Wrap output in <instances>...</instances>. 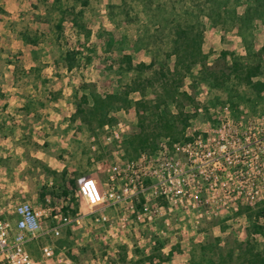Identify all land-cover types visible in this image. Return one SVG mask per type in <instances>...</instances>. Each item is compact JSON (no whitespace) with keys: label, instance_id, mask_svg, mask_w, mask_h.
<instances>
[{"label":"rangeland","instance_id":"obj_1","mask_svg":"<svg viewBox=\"0 0 264 264\" xmlns=\"http://www.w3.org/2000/svg\"><path fill=\"white\" fill-rule=\"evenodd\" d=\"M51 1L27 0L17 10L16 20L6 26L0 23V199L18 195V189L26 185L25 196L35 204L43 202L39 200L43 189L57 201L63 195L60 193L63 183L74 199L77 184L85 176L102 183L108 156L102 144L99 152L91 148L98 140L81 128L76 101L82 93L89 92L87 88L104 94L125 83L127 79L120 73L123 55H131L134 63L151 59L149 51L134 47L141 27L149 22L148 14L141 13L131 21L122 20L116 25L109 20L107 5L120 0H89L85 6L74 0H63L64 5L72 4L75 8L65 14L62 31L57 33L53 25L61 15L58 8L51 12V23L40 22L36 27L30 20L32 13L43 15ZM235 1L237 12H243L244 0ZM80 10L82 13L78 12ZM71 12L79 20L78 25L70 16ZM117 18L122 19V15L118 14ZM203 21V48L208 53V63H214L223 50L245 54L236 28L226 30L208 18ZM29 23L33 27L29 30L43 33L37 45L28 44L21 36ZM252 43L254 51L264 61V19L255 20ZM67 50L80 52L78 62L70 70L63 61ZM169 65L172 68L174 58ZM37 75L45 77L46 81L38 80ZM258 79L264 86V69ZM189 82L185 79L179 90L190 92ZM263 91L264 87L262 99L253 102L254 91L239 86V107L254 114L263 111ZM227 94L226 90L213 91L201 85L194 93L198 105L188 104L187 99L178 95L180 107L171 104L170 109L176 114L180 109L191 113L192 109L201 108L194 112L192 119L196 125H201L208 118L209 107L219 108L228 103L224 102ZM156 96L155 90L130 93L134 101L153 102ZM111 113L128 125L130 131H138L134 107L113 109ZM163 138L166 137L160 140ZM72 179L76 186L71 184ZM109 213L115 215L112 209ZM167 216L168 224L164 217H158L152 224L133 222L131 227H117L116 234L93 227L87 217L73 232L63 229L55 242L63 240L69 256L84 264H119L118 253L126 254L127 261L138 264L137 261L149 257L157 245H161L157 253L167 257L161 264H190L192 258L200 259L199 243H213L215 237H219L217 246L206 256L216 262L230 250L237 257L246 241L256 243L264 255V232L252 231L246 213L212 219L202 217L197 222L180 215ZM262 221L260 218L259 222ZM36 249L35 246L33 251ZM154 262L158 263L157 257ZM144 264L151 262L145 260Z\"/></svg>","mask_w":264,"mask_h":264},{"label":"built area","instance_id":"obj_2","mask_svg":"<svg viewBox=\"0 0 264 264\" xmlns=\"http://www.w3.org/2000/svg\"><path fill=\"white\" fill-rule=\"evenodd\" d=\"M208 114L201 125L191 117L179 139L163 138L155 151L131 158L124 156V141L133 131L116 119L91 147L99 152L102 144L108 156L102 183L85 176L74 199L45 195L40 204L23 195L21 184L18 195L0 199V264H84L55 239L87 217L93 227L116 234L117 227L158 217L168 224V214L197 222L263 203L264 110L254 114L240 106L235 113L225 103Z\"/></svg>","mask_w":264,"mask_h":264},{"label":"trees","instance_id":"obj_3","mask_svg":"<svg viewBox=\"0 0 264 264\" xmlns=\"http://www.w3.org/2000/svg\"><path fill=\"white\" fill-rule=\"evenodd\" d=\"M74 1L84 6L89 3V0ZM55 8H58L61 15L54 23L53 31L60 33L65 14L69 13L68 10L74 11V5L66 6L63 0H52L45 13L36 15L35 18L39 22L51 23V12ZM107 8L109 20L116 25L122 20L131 21L141 13L149 15V22L141 27L134 47L149 51L151 59L148 63H134L131 55H123L120 73L127 81L104 94L87 88L89 92L82 93L76 101V113L81 128L84 127L96 139L105 124L115 122L116 118L111 113L113 109L134 107L138 131L129 134L124 141L125 158L134 157L144 151H155L161 137L179 139L190 118L195 115L181 109L179 113H172L170 105L180 107L178 95L187 99L188 104L198 105L194 93L201 85L213 91H228L224 102H228L235 113L241 103L239 86L244 85L254 91L253 102L262 99L264 86L258 77L263 74L264 61L254 51L252 36L255 20L264 19V0H244V10L241 13L236 10L235 0H120L119 3L108 4ZM78 12L82 13L81 10ZM116 14H121L122 19H118ZM70 16L78 25L76 15ZM204 18L226 30L236 28L245 54L223 50L214 63H208V53L203 48ZM42 34L29 29L21 32L22 38L31 45L39 44ZM79 54L75 50L65 51L63 61L67 69L74 67ZM171 58H174L172 68L169 65ZM37 79L46 81L41 75H37ZM185 79L190 80V92L179 90ZM152 90L157 91L153 102L144 99L134 101L130 98L131 92L148 93ZM71 184L76 186L73 179ZM60 193L62 196L70 193L65 183L61 185ZM45 195L46 191L43 189L39 193V200L44 201ZM238 212L248 215L252 231L264 232V202L256 208L241 206ZM260 218L263 219L262 223L259 222ZM218 241L219 237H215L213 243H199L200 259L192 258L190 264H264L262 251L257 248L256 243L250 241L245 242L237 257L230 250L216 262L212 257L206 256V253L212 252ZM62 242L63 240L57 244L62 245ZM160 248L161 245L154 247L150 256L137 261L138 264H144L145 260L156 264L155 257L158 258L157 264L164 262L167 257L157 253ZM30 249L32 253L35 252L31 247ZM117 257L119 264H134L131 260L127 261L124 253H118Z\"/></svg>","mask_w":264,"mask_h":264},{"label":"crops","instance_id":"obj_4","mask_svg":"<svg viewBox=\"0 0 264 264\" xmlns=\"http://www.w3.org/2000/svg\"><path fill=\"white\" fill-rule=\"evenodd\" d=\"M27 0H0V23H3V26H6L9 22H13L12 20L15 19V15H17V10L19 8H22V5L26 3ZM36 13H32L31 15V23L33 26H40L41 23L36 20L35 15ZM22 18V17H21ZM30 24V23H29ZM25 25L26 29L33 28L31 24ZM31 26V27H30ZM1 39V38H0ZM150 61V58L144 59L142 62L148 63ZM26 186V185H25ZM23 187V195L25 196V189L26 187Z\"/></svg>","mask_w":264,"mask_h":264}]
</instances>
